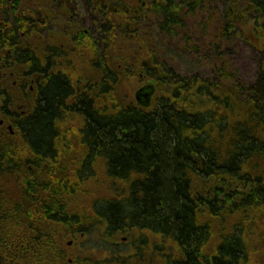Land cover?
I'll return each instance as SVG.
<instances>
[{
	"label": "trees",
	"instance_id": "trees-1",
	"mask_svg": "<svg viewBox=\"0 0 264 264\" xmlns=\"http://www.w3.org/2000/svg\"><path fill=\"white\" fill-rule=\"evenodd\" d=\"M115 1V14L111 0L103 2L109 16L99 50L81 35L77 49L71 45L61 53L35 42L27 1L10 8L1 0V69L5 77L14 73L23 91L31 80L36 85L34 96L24 95L26 112L12 121L14 136L1 132L0 222L22 215L38 225L27 226L32 235L16 238L14 261L1 245L0 228V264L24 263L50 246L63 264L65 236L55 237L50 224L63 225L65 235H84L89 244H110L136 231L176 246L183 261L247 264L244 244L233 233L220 236L211 257L205 249L218 222L264 210V0ZM188 20L194 32L214 29L212 51L199 45L201 38L197 46L190 43ZM244 27L262 58L255 84L241 92L225 70L189 77L160 62L163 46L177 43L184 56L207 60L211 69L224 66L217 42ZM114 43H121L120 54L111 51ZM125 43L140 54L137 70ZM135 72L137 90L153 89L148 105L133 96L125 106L116 97L123 79ZM225 79L231 86H222ZM15 99L1 91V118L10 119ZM73 116L81 120L76 157L62 151L69 139L62 128ZM98 172L116 194L96 203L93 215L84 209L69 214L72 202L66 201ZM93 224L101 226V237Z\"/></svg>",
	"mask_w": 264,
	"mask_h": 264
},
{
	"label": "rangeland",
	"instance_id": "rangeland-1",
	"mask_svg": "<svg viewBox=\"0 0 264 264\" xmlns=\"http://www.w3.org/2000/svg\"><path fill=\"white\" fill-rule=\"evenodd\" d=\"M143 1V0H142ZM185 30L187 31V35L190 36V43H195L197 39L201 38L204 40L203 43H200L199 45L204 44L203 48L207 46L208 51H212V47L215 42L214 39V29H204L203 32L197 31L194 32L192 29V20H188L186 24ZM249 27H244L241 30H239L238 35L231 37L229 40H224L221 42H217L221 45L220 53L224 57L225 64L224 66H218L216 69H211L209 63L207 60H197L192 55L184 56L183 52H181L179 46L177 43H173L167 47L166 45L163 46V51L158 53L160 62H165L168 67L176 69L178 73L181 74H187L189 77L202 75L204 77H211L212 74L215 72H222L225 70V74L228 75L230 81L237 86L241 92L242 90H245L246 88H249L255 84L257 75H258V66L260 59L262 58V55L258 51V49L254 48L253 42L254 40L251 37H246ZM192 33V34H191ZM194 33V34H193ZM176 41V40H174ZM213 42V43H212ZM119 44L114 43L112 48V52L114 51V54H120L121 52L119 50H116L119 48ZM164 44V43H163ZM182 45V42H181ZM197 46V43L194 44V46ZM127 47V53H131V60L134 66V70L139 69L141 61H140V54L131 51V46L129 43H125L124 48ZM101 52H102V46H101ZM210 53V52H209ZM138 61V62H137ZM86 61H83V64ZM162 62V63H163ZM138 66V67H137ZM95 67V66H94ZM12 71V70H10ZM97 73L100 74V72L97 70ZM133 76V77H132ZM132 76H126L122 83L120 88L116 90V97L123 103V105L128 106L131 102L134 101V93L137 90V88L140 86L139 82V74L138 72H135ZM14 81H16V77L14 76H6L2 80V88L3 90L11 91L15 99V104L13 109H10V112L12 113V116L8 120L6 117L1 118L0 113V121H1V128L3 135H7V139H10V137L14 136L15 134V128L13 126L12 121H16L17 115H23L26 110L28 104L25 105L26 101L24 99V95L26 94L28 97L34 96V87L36 84H33L32 80L29 82V84L26 85L25 90L23 91L20 88V84H15ZM145 81H143L144 83ZM223 87H229L230 82L225 80H222L221 82ZM33 86V90H32ZM2 107V103H0ZM6 119L8 121H6ZM3 124V125H2ZM81 120L78 119V117L73 116L71 119L66 120L65 126L62 128L67 129L65 131V136L67 139V144L62 145V151H66L68 149L69 153H71V156L76 155L77 151H80L82 146L79 144V137L77 135L78 130L80 128ZM69 127L72 128L73 133L70 134ZM70 147V148H69ZM64 148V149H63ZM61 151V152H62ZM77 156V155H76ZM74 156V157H76ZM62 159V158H61ZM110 183L104 182V179L101 177V173L98 172L96 177H93L92 180H90L86 188L83 189V191H79L78 196L73 199L70 198L69 200H65L67 203L72 202L71 206L67 207L69 214H75L76 211L83 210L82 214H85V212H90L91 215H93L92 208L96 203L101 201L103 198H112L116 194V188L113 185V189L111 187H108ZM73 199V200H72ZM72 200V201H71ZM31 212L34 215H36L37 207L33 206L31 207ZM13 217H16L14 215ZM31 218V217H30ZM5 218H1L0 222V228H1V245L4 244L6 247V251L9 255L8 257L10 259L16 260V256L12 254L13 250H18L19 244L15 243L16 238L24 236V235H32V230L27 227L29 224L32 225H38L35 224V221L30 223L29 219L20 216L16 217L15 221L10 220H3ZM97 220V219H96ZM98 221V220H97ZM217 227L212 228V235L209 240V244L205 249V255H213L215 253V248L217 245L220 244V236L221 235H232L231 233L235 234L236 237L241 239V242L244 244L245 249V256L243 258H246L247 264H264V210H259L258 212H254V214H246V215H239L230 217L227 219L225 223L218 222ZM52 225V226H51ZM51 226V227H50ZM49 229L51 230L53 227V235L57 237L59 236H65L64 244H62L64 247V256H65V262L63 264H94V260L96 258V252L87 251L86 248L83 249V245H93V250L97 249L96 246L100 244H89L87 240H85L84 235H68L64 234V226L63 225H56V224H50ZM95 228L98 233H95L97 236L101 235L99 234L101 232V226H98V224H93V227ZM47 229V228H46ZM4 231L5 234L2 232ZM235 232V233H234ZM56 235H55V234ZM6 238L4 239V237ZM11 236V237H10ZM133 239L130 240L128 243L134 244V245H141L139 244L140 239H145V244L148 245L146 249L143 251H148V258L145 259V264H164V260L162 257L156 254L155 248L156 246L163 245L165 246V249L167 252L166 254H170L171 256L174 255V252L172 250H168L170 243H161L159 238L157 236H144L143 234L138 235V233L134 234ZM139 237V238H138ZM138 238V239H137ZM4 239V240H3ZM120 243V240H115ZM139 241V242H138ZM127 243V242H126ZM67 244H70L69 246H66ZM113 244V243H112ZM101 245H107V244H101ZM150 245V247H149ZM152 246V248H151ZM3 247V248H4ZM49 247V246H47ZM60 248V246H57ZM9 248V249H8ZM51 248V250H49ZM53 247H49L48 251L42 252L40 255H37L32 260H24V263L20 262L21 264H60L59 261L54 260L56 257V252H53ZM80 249L85 251H79ZM92 250V249H91ZM45 251V250H43ZM142 253V252H141ZM47 258V259H46ZM134 257L133 259H135ZM47 261H46V260ZM44 260V261H43ZM58 260V259H57ZM142 260V259H140ZM80 262V263H78Z\"/></svg>",
	"mask_w": 264,
	"mask_h": 264
},
{
	"label": "flooded vegetation",
	"instance_id": "flooded-vegetation-1",
	"mask_svg": "<svg viewBox=\"0 0 264 264\" xmlns=\"http://www.w3.org/2000/svg\"><path fill=\"white\" fill-rule=\"evenodd\" d=\"M30 6V23L31 33L35 42L42 41L50 45L51 48L57 49L61 53L68 51L71 45L77 49L79 42L81 41V35H83L82 41H87L92 44H96V50L100 49V43L104 34L101 32L103 21L107 20L106 11L107 8L105 0H25ZM10 8L13 4L21 5L22 0H8ZM110 7L113 9L112 14L116 13V1L110 2ZM112 14H110V20H112ZM115 17V15H113ZM115 23V22H114ZM1 0H0V103H1V91L2 80L5 77L1 69ZM10 28H6L5 31H9ZM21 36L20 31L15 32V38L19 39ZM85 37V38H84ZM95 50V51H96ZM99 52V51H98ZM10 54V51H7ZM50 72L54 73V69L50 68ZM14 73H10L12 76ZM35 84V80L32 81ZM18 84V80L14 81V85ZM33 90V87H32ZM1 107V105H0ZM4 112V111H2ZM1 113V110H0ZM3 125V124H2ZM1 128V121H0ZM1 130H0V147H1ZM3 135V133H2ZM136 234V231H133ZM139 238V237H138ZM137 238V239H138ZM133 237L128 234H121L115 240L113 244L98 245L97 249L93 250V245H83V249L87 251L96 252V258L94 264H145V259L148 258V251H143L148 245L145 244V239L141 238L139 244L134 245L128 243ZM127 242V243H126ZM67 244L66 246H69ZM64 248L65 246L62 245ZM150 247V245H149ZM162 247V252L157 255L162 256L164 264H213L212 259L195 258L189 261H183L181 257V251L170 244L168 250H172L174 255L166 254L167 250L165 246ZM159 246H156V250H160ZM152 248V246H151ZM92 249V250H91ZM79 250V249H78ZM79 251H85L80 249ZM142 252V253H141ZM136 257L135 259H133ZM197 257V255L195 256ZM208 257H211L209 255ZM142 259V260H140ZM80 263V262H78Z\"/></svg>",
	"mask_w": 264,
	"mask_h": 264
},
{
	"label": "water",
	"instance_id": "water-1",
	"mask_svg": "<svg viewBox=\"0 0 264 264\" xmlns=\"http://www.w3.org/2000/svg\"><path fill=\"white\" fill-rule=\"evenodd\" d=\"M142 93H144L143 95H142V97H144L146 100V105H148L149 104V98H150V96H151V94H152V91H151V89L150 88H144L143 90L141 89L138 93H137V96L138 95H140V94H142ZM138 99V98H137Z\"/></svg>",
	"mask_w": 264,
	"mask_h": 264
}]
</instances>
